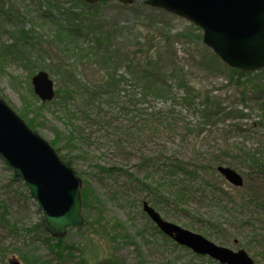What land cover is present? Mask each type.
Segmentation results:
<instances>
[{"label": "rangeland", "instance_id": "obj_1", "mask_svg": "<svg viewBox=\"0 0 264 264\" xmlns=\"http://www.w3.org/2000/svg\"><path fill=\"white\" fill-rule=\"evenodd\" d=\"M60 1L58 10L49 5L52 0H0V98L27 125L33 120L34 131L50 144L58 135L62 137L55 150L71 159L78 176L94 189L101 214L94 212L83 232H68L66 238L77 243L74 258L60 261L41 239L12 230V225L27 229L37 224L39 207L0 156V264H25L23 256L37 264H103L108 259L116 264H219L155 229L143 211L144 203L165 221L217 246L243 250L254 264H264V168L251 167L239 158L242 151L264 152V116L258 108L248 102L246 109L241 90L227 87L222 71L202 66V44L179 36L188 31L197 34L190 22L165 11L124 9L109 2L101 9L102 18L122 53L132 51L149 32L159 34L164 29L171 33L172 51L196 89L195 98L189 106L184 91L175 84L166 99L144 96L143 86L131 82L121 68L119 75L127 81L113 95L90 101L84 110L88 120L75 112L76 120L70 123L80 130L71 139L64 113L55 104L60 98L44 106L34 94L30 77V68L35 74L43 68L55 89L62 88V75L50 73L60 54L65 66L77 69L83 78L78 83L82 91L91 90L101 80L97 71L98 77H93L73 54L63 55L51 47L55 31L50 20L72 6L69 0ZM20 29L32 39L49 42L43 44L42 58L34 48L20 52L12 47V55H2L6 47H23L24 41L19 42L15 34ZM171 71L168 68L165 73ZM207 93L215 103L208 113L203 104ZM70 105L76 111L77 103ZM237 111H242L243 118L237 117ZM172 157L204 168L182 172L169 162ZM262 157L264 161V153ZM218 167L236 171L244 178V186L228 183ZM81 257L86 262L81 263Z\"/></svg>", "mask_w": 264, "mask_h": 264}, {"label": "trees", "instance_id": "obj_2", "mask_svg": "<svg viewBox=\"0 0 264 264\" xmlns=\"http://www.w3.org/2000/svg\"><path fill=\"white\" fill-rule=\"evenodd\" d=\"M137 1L142 2L143 0H102L94 5L84 0H69L72 6L60 11L57 15L59 18H52L50 20L55 31L54 36H52L50 40L51 47L63 55L68 53L73 54L84 62L88 67V72L91 73L93 77L101 76V80L94 85L91 90L88 88L82 91L78 85L82 77L77 69L73 67L69 69V66H65V59L60 54L55 56L56 62L51 65L50 73L56 76L62 75V79H65V85L56 90V98H60V102L55 104L60 106L61 111L64 113V118L68 122L71 139L75 134H79L80 130L77 125L70 123L76 120V117H74L75 112L82 114L80 115L81 119L88 120L89 117L86 116L84 110L89 106L90 101L102 100L113 95V93L123 85L124 81H127L123 75H119L121 68L125 69V73L131 78V82L143 86L144 96L166 99L172 94V84H175V86H178L184 91L185 101L189 106H191V103L194 101L196 89L184 76V68L178 62L176 53L172 51L173 37L170 32L164 29H159V34L149 32L146 36H141L134 44L133 50L127 53H122V48L119 45H115L112 35H109L107 31L108 25L101 14V9L108 5L109 2H116L117 5L124 9L132 8L138 10L144 7L151 11H162L161 9L146 6L145 4L136 3ZM52 2H56V4ZM52 2H49L50 6L58 10L61 9L59 6V4H61L60 0H52ZM6 14L13 16L11 11H7ZM51 16H54L53 12ZM191 27L197 33L196 35L193 34L192 31L178 35L193 38L197 43L202 44L204 53V57L201 61L202 66L207 70H219L218 73L222 71L224 75L221 73L220 76H225L227 81L226 86L241 90L240 98L244 107L249 109L246 103L250 102L254 104L264 116V70L254 75V73L232 69L223 63L211 49L203 44L202 31L194 25ZM15 34L16 36L19 34V36H17L19 42L24 41L23 47L20 48L18 47L19 45L6 47L5 51L1 50L3 56H5L6 53L12 55L13 52L11 48L16 47L20 52L23 51L22 49L31 51L32 48H34L39 52L40 58H42V52L44 51L43 44H48L49 42H47V40H40L39 38L32 39L29 33L23 29H20ZM28 37L30 41L27 40ZM31 40L33 43H31ZM66 58H68V55ZM168 68H172V71L166 74L165 70ZM42 70L43 68H41V71ZM96 71L98 72V76L95 73ZM215 73L217 72L215 71ZM33 75H35V72L30 68V77L32 78ZM211 98L212 95L207 93L203 101L205 106L204 109L207 110L206 113L212 111V107L215 106ZM71 101L77 103L76 111L75 109L71 110ZM47 105L44 104V106ZM236 113H238V118H243L240 114L242 111H237ZM208 117H210L209 114ZM28 126L32 130H36V124L33 120L29 121ZM261 126L264 125L261 124ZM61 139L62 137L58 135L53 145H51L55 147L54 145H57ZM263 153L264 152L259 151H242L239 158L251 167L264 168ZM60 157L72 167L71 159L66 156ZM169 162L175 166L176 169L186 173L198 172L201 168H204L193 165L192 163L183 162L179 160L178 157H172ZM190 168L193 171H189ZM81 199L82 215L85 220V225L89 226L92 214L94 212L101 214L99 211L101 201L91 185L85 181H83V187L81 189ZM37 213L39 214V222L37 224L27 229H20L17 225H12V230L15 232L24 231L27 235H34L41 239L42 242L55 253L60 261L65 262L67 258H74L73 253L76 250L77 243L71 242L67 238L56 239L51 237L44 228L41 211L39 210ZM73 230L74 229H70L69 232ZM78 232L81 233L83 230L79 229ZM23 259H25V264H37L34 259L30 262L24 256ZM79 261L81 263L86 262L83 257H81ZM116 263L118 262L114 259H108L103 262V264Z\"/></svg>", "mask_w": 264, "mask_h": 264}, {"label": "water", "instance_id": "obj_3", "mask_svg": "<svg viewBox=\"0 0 264 264\" xmlns=\"http://www.w3.org/2000/svg\"><path fill=\"white\" fill-rule=\"evenodd\" d=\"M85 1L96 4L101 0ZM146 4L200 28L204 44L229 67L243 72L264 70V0H148ZM32 85L43 103L55 98V83L46 71L38 72L32 78ZM0 156L37 202L44 228L51 237L64 238L69 229L84 226L82 179L1 98ZM218 172L231 185L243 187L244 179L236 171L219 167ZM143 210L161 233L199 256H208L220 264H254L243 250L234 252L217 246L165 221L148 203H144Z\"/></svg>", "mask_w": 264, "mask_h": 264}]
</instances>
